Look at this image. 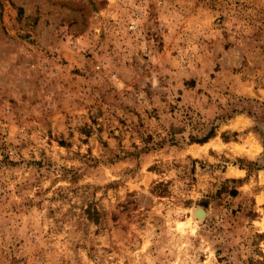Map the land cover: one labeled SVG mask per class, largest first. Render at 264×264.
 <instances>
[{"label":"rangeland","instance_id":"rangeland-1","mask_svg":"<svg viewBox=\"0 0 264 264\" xmlns=\"http://www.w3.org/2000/svg\"><path fill=\"white\" fill-rule=\"evenodd\" d=\"M262 254L264 0H0V264Z\"/></svg>","mask_w":264,"mask_h":264},{"label":"trees","instance_id":"trees-1","mask_svg":"<svg viewBox=\"0 0 264 264\" xmlns=\"http://www.w3.org/2000/svg\"><path fill=\"white\" fill-rule=\"evenodd\" d=\"M208 138H210V135L206 136L204 139H201V140H198V139H195V140H194V138H192V139H193V141H195V142H205V141L208 140ZM232 193H233V194H236V191L233 190ZM262 257H264L263 254H262ZM249 264H264V259H262V260L252 259L251 262H250Z\"/></svg>","mask_w":264,"mask_h":264},{"label":"bare ground","instance_id":"bare-ground-1","mask_svg":"<svg viewBox=\"0 0 264 264\" xmlns=\"http://www.w3.org/2000/svg\"><path fill=\"white\" fill-rule=\"evenodd\" d=\"M196 214L199 215L198 218L203 217L205 215V211L204 209L199 208Z\"/></svg>","mask_w":264,"mask_h":264},{"label":"water","instance_id":"water-1","mask_svg":"<svg viewBox=\"0 0 264 264\" xmlns=\"http://www.w3.org/2000/svg\"><path fill=\"white\" fill-rule=\"evenodd\" d=\"M202 209V208H201ZM197 217L199 216V215H196Z\"/></svg>","mask_w":264,"mask_h":264}]
</instances>
